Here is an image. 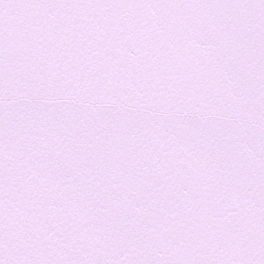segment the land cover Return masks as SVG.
<instances>
[{
	"label": "snow or ice",
	"instance_id": "snow-or-ice-1",
	"mask_svg": "<svg viewBox=\"0 0 264 264\" xmlns=\"http://www.w3.org/2000/svg\"><path fill=\"white\" fill-rule=\"evenodd\" d=\"M0 264H264V0H0Z\"/></svg>",
	"mask_w": 264,
	"mask_h": 264
}]
</instances>
